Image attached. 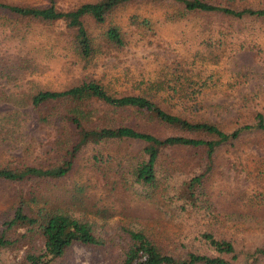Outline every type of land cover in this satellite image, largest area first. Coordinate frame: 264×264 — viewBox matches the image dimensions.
Here are the masks:
<instances>
[{
	"label": "rangeland",
	"instance_id": "rangeland-1",
	"mask_svg": "<svg viewBox=\"0 0 264 264\" xmlns=\"http://www.w3.org/2000/svg\"><path fill=\"white\" fill-rule=\"evenodd\" d=\"M87 1L90 0H56V5L66 11ZM48 2L0 0L36 7ZM132 14L146 18L150 29L133 24ZM0 15L8 18L11 13L0 10ZM114 17L127 35L126 45L119 51L104 47L105 51L88 63L75 57L61 21L47 26L19 16L14 17L16 23L11 28L4 27L3 19L0 20V167L52 162L58 131L39 120V113L47 111V106L35 107L30 98L41 90L60 91L91 79L100 80L117 93L153 91L152 99L163 108L188 119L222 124L229 131L255 125V115H264V23L229 20L222 14H191L173 22L166 20L156 6L139 3L128 5ZM229 26L234 28L232 44L227 43L229 49L222 50L219 60L212 62V45L205 40L219 47L225 40L218 30L227 32ZM99 31L96 27L95 34ZM163 80H168L169 85L177 84V88H187L190 98L172 97L164 87L156 93V83ZM94 106H99V114L105 110L101 102ZM120 118L122 124L135 128L166 134L171 131L150 125L135 110H123ZM240 133L239 138L219 145L211 160L202 148L164 151L168 155L163 156L164 165L174 168L175 177L180 180L203 171L213 161L197 211L189 212H174L172 207L157 203L156 197L136 196L117 179L120 157L132 159L143 142H110L102 149L105 167L102 162H94L92 145L87 146L69 175L49 186L43 184L36 192L62 210L82 214L84 207L79 205H108L115 210L114 215L97 217L98 223L104 224V246L75 243L55 264H119L127 242L119 225L127 222V217L152 228L169 247L176 246L175 252L216 255L201 239V233L213 231L234 243L236 257L225 255L232 264H264V256L254 260L255 250L264 247V133L255 128ZM76 188L84 189L80 201L74 198ZM33 190L30 182H11L0 177V228L4 227L1 218L13 214L21 198H28ZM17 230L22 232L23 228ZM41 244V237L36 234L0 249V264H25V253L37 250Z\"/></svg>",
	"mask_w": 264,
	"mask_h": 264
},
{
	"label": "trees",
	"instance_id": "trees-1",
	"mask_svg": "<svg viewBox=\"0 0 264 264\" xmlns=\"http://www.w3.org/2000/svg\"><path fill=\"white\" fill-rule=\"evenodd\" d=\"M135 3L156 6L166 20L173 22L181 21L191 14H222L229 20L264 23V0H90L66 11L57 7L56 0H49L47 4L38 7L0 3V10L11 13L8 18L0 15V20L3 19L1 24L4 27L10 25L11 28L15 26V18L19 16L47 26L61 21L64 24L63 32L75 57L88 63L105 51L104 47L119 51L126 45L127 35L114 16ZM131 16V22L137 27L150 29L146 27V18L133 14ZM96 27H99L100 31L95 34ZM233 30L230 26L227 32L218 30L225 40L219 47L215 42L205 40L212 45V62L219 60L222 50L229 49V45H226L232 44L230 39L233 38ZM156 85V93L164 87L172 97L190 98L187 88H177V84L169 85L168 80L159 81ZM153 95V91L136 94L113 92L97 79L82 81L60 91L41 90L32 95L30 99L35 107L47 106L48 109L39 113V120L54 126L58 131L56 155L52 162L44 164L0 167L2 179L30 182L34 187L28 198H21L13 214L1 218L4 227L0 228V249L15 246L37 234L41 237L42 244L37 250L25 253V264H55L75 243L94 247L105 245L106 239L101 229L104 224L98 223L97 217L106 219L113 216L115 210L110 206L94 204L92 207L82 204L83 206H79L84 207V212L76 214L70 210L56 208L36 192L43 184L49 186L69 175L87 146L92 145L94 162H102L101 166L105 167L107 161L102 157V149L110 142L113 145L128 139L143 142L139 153L132 159H124L125 155L120 157L117 179H121V184L136 196L152 199L156 197L154 200L157 203L172 207L174 212H189L197 211V201L213 161L203 171L180 180L175 177L174 168L164 165L168 156L164 151L176 147L202 148L206 158L211 160L218 146L229 139L239 138L241 130L251 131L255 128L264 133L262 113L255 115V125L237 126L229 131L216 122L188 119L179 113L171 112L154 101ZM96 102H101L102 107H105L102 114L97 113L99 106H94ZM123 110H135L144 115L150 125L171 131L169 134L155 133L151 128L139 129L124 125L121 118L119 119ZM171 161L173 163L172 159ZM83 190L76 188L74 198L79 201L83 199ZM127 218V222L119 225L127 241L124 256L119 264H232L225 255L236 257L232 240L220 237L213 231L201 233V239L216 255H205L197 251L181 254L175 252L176 246L169 247L167 242L159 239L152 228L141 226L134 218ZM19 228H23V231H18ZM254 254V260L264 256V247L257 248Z\"/></svg>",
	"mask_w": 264,
	"mask_h": 264
}]
</instances>
